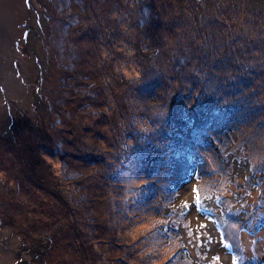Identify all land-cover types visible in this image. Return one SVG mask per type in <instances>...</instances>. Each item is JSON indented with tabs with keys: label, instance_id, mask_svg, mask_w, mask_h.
<instances>
[{
	"label": "rangeland",
	"instance_id": "374dc122",
	"mask_svg": "<svg viewBox=\"0 0 264 264\" xmlns=\"http://www.w3.org/2000/svg\"><path fill=\"white\" fill-rule=\"evenodd\" d=\"M146 1L92 0L108 18L101 23L100 54L91 52L90 32L83 46L72 30L76 16L66 12L64 0H49L47 24L37 0H25L10 32H0V90L10 117L8 127L0 130V264H264V133L250 129L252 123L264 125V41L259 39L264 14L248 33L235 27L231 12L238 11L227 0H148L153 24L141 35L134 13ZM6 17L7 12L0 20ZM47 26L51 52L45 47ZM137 35L142 44L136 43ZM69 39L79 40L88 57H100L92 79L79 80L68 71L63 81L66 55L80 50L68 52ZM49 55L41 91L57 103V113L48 125L41 119L44 127L36 129L41 121L33 94ZM152 56L156 78L150 80L146 67ZM27 59L33 60L35 73L26 78ZM227 60L234 61L232 68ZM12 62L24 92L31 91L30 107L20 98L23 90L15 92L12 83L6 88L7 74L2 73ZM82 66L89 74L90 63ZM124 76L130 82L123 83ZM54 92L68 93L66 101ZM235 104L245 108L241 115H233ZM214 112L226 114L216 118L232 128H242L236 126L242 118L246 123L240 133L247 128L256 135L258 149H252L249 164L254 172H233L239 168H226L227 160L218 165L221 152L194 143L202 135L194 125ZM127 116L134 124L126 122ZM190 152L202 158L197 170L206 162L214 173L201 179L195 171L172 190ZM197 196L201 211H190ZM45 236V262L32 247L22 250L38 240L44 247ZM181 250L185 262L179 259ZM193 256L197 261L190 260Z\"/></svg>",
	"mask_w": 264,
	"mask_h": 264
},
{
	"label": "trees",
	"instance_id": "16d2710c",
	"mask_svg": "<svg viewBox=\"0 0 264 264\" xmlns=\"http://www.w3.org/2000/svg\"><path fill=\"white\" fill-rule=\"evenodd\" d=\"M64 1L68 5L66 7V12L70 11L71 13H69V14H73V18H75V16H76L75 21L77 24L72 29L74 31V33H76L77 35L82 37V41L85 42V44L83 46H86L88 39H89V32H90L91 52L93 53L95 51L96 54H100L101 46L99 45V41H100V43H102L104 41L103 40L104 39L103 38L104 25L102 26L101 23H104V20L108 19L105 11L101 12L99 6H98V8H94L93 5H96V4H93L92 0H86V3L84 2V4H82V0H76V1H73V4H71V5L69 4L68 1H66V0H64ZM48 2H49V0H37L38 8L39 9L43 8V13L46 14V24L49 23V20L51 19V17L48 16L47 15L48 13L46 12V6H48ZM226 2H227V4H230L229 8H234L233 9L234 11H238V12H231L234 16L233 22H235L234 23L235 27H237V24L243 26V31H246L249 33L251 28L253 29L255 24L257 25L259 23L258 20L261 17H263L264 12H258L257 9H263L264 8V0H227ZM137 3L140 4L139 2H137ZM77 6L80 8V10L78 9V12H76V10L78 8ZM86 7L88 9V12L86 10L85 16H84L85 20H84L82 18V14L85 11ZM150 7H151L150 3L147 0L145 4H142L140 7L135 9V10H137L134 13L135 14V20L137 19V21H135L136 31L139 34L142 32L141 35H144L147 32H149V30L146 29L145 27H147L150 23H152V13H151ZM210 7L213 8L214 6L211 5ZM81 8H83V11L81 10ZM236 8H237V10H235ZM207 9H209V7L203 8L201 10V12H204ZM36 13L38 15L39 10H37ZM246 13H247V15H246ZM78 14H80L79 18H78ZM122 16L125 19H127L125 14H123ZM137 16H138V18H137ZM249 18L253 19L252 22ZM97 22H99L100 25L98 24V26H97L96 25ZM151 26H153V25H151ZM260 26L263 27V29H264V25H260ZM160 27H162V24H161V26L159 25L154 29L157 30ZM47 28H48V26H47ZM93 30L102 31L103 33L98 35V34H95V32ZM109 32H110V30H108V33ZM83 33H85L87 35V39L85 37H83ZM231 33H230V35H231ZM107 36H108V34L105 37H107ZM51 37H52V32L48 28V31L45 33L44 38H45V42H46L45 47L48 48V50L50 52L52 50V48L50 47V43H49V40L51 39ZM240 37H242V36H238V38H240ZM259 39L264 41V37L262 35H259ZM37 40H38V37L35 36L33 43L36 44ZM69 41L71 42V45H67V46H70V47H68L67 51L68 52L75 51V54H76L77 48L82 47V46H79L77 44V42H79V40H76V44H74V42H72V40H70V39H69ZM136 43L142 44V37L140 35H137ZM41 45H42V42H41ZM238 47L241 48V45H238ZM137 48H138V52L141 53L142 50H141L139 45H137ZM203 54H204V51H201V55H203ZM66 56L68 58V65L65 67V69L63 71V77H62L63 81H64V79L65 80L67 79L64 76L68 71L70 73L76 72L77 75H75V77L78 78L79 80L80 79L90 80L93 78V72H95L96 69L98 68V65L96 64L98 61V58H100L98 55H93V56L89 55V57H88L85 54L84 50L82 48H80V50L78 51V55H66ZM139 56H141V55H139ZM141 57H143V56H141ZM43 58H44V55H41L40 58L38 57V60L41 61V59H43ZM47 58H48V60H46V62H44L43 70H41L39 75H38V81H39L38 91L35 92L33 95V107L35 108L36 113L38 115V118L41 121V124H38V125L36 124V126H35L36 129H40V128L44 127V124H43L41 119H43V121L47 120V125H48L50 122H53L55 120L54 119L55 113H57V107H56L57 103L53 102L52 97L47 96L45 93H43L41 91L42 82L47 78V73H48L49 68H50L49 60L52 59V55L47 56ZM153 60H154V56H152V58L149 59V61H148L149 64L146 67L149 69L148 78L150 80H153L154 78H156L154 75L155 73L153 72V63H152ZM227 62H228V64H227L228 67L232 68V64H234V61L230 62L229 60H227ZM45 63H46V65H45ZM86 63H90V66H89L90 73L89 74L87 73V75L84 74V70H83V66H82ZM197 63H199V62H197ZM205 66L209 67V59L207 60ZM198 67H197L198 72H195V74L200 75L201 74L200 64ZM195 78L198 82L201 81V79H199V77L195 76ZM56 79H57V77L53 79V82ZM116 81H117V78H116ZM122 82L128 83V82H130V80L124 76V78L122 79ZM65 84L67 86L63 85L64 88L67 87L66 89L69 90L67 82ZM135 88H139L138 89L139 94L143 91L142 87H135ZM126 92H127V94H130L128 91H126ZM54 93L61 94L62 100L66 101L65 97L67 96L68 93H66V92H62V93L61 92H54ZM254 95H255V93H254ZM178 97L179 96H177V94H176L175 98H178ZM193 97H195V96H193ZM196 98H198V96H196ZM161 106H162L163 110H166L167 107H169L166 102H162ZM181 108L182 107H179L178 109H181ZM232 108L234 110V113H235V111H237V112H239L240 115L243 113V110L245 111V108L242 105H236L235 104ZM169 111H172V109L169 108ZM234 113H233V115H239V114H236V113L234 114ZM218 115H220V114H218ZM218 115H216L215 112H214V114L209 113L208 115L204 116L200 122H198L194 125V127H193L194 130L202 131V135L198 138L199 142L194 141V143H196L197 145H201L207 152L213 151L216 154L221 152L218 154L220 156L219 157L220 161L217 160L218 165L223 164L222 162H224V160L225 161L227 160L228 163L225 164L226 168H230L231 165L237 166L239 168V169H234L233 172L242 173V171H247V170L254 172L253 167H250L249 164H251L252 161L254 160L252 158V155H251V152L253 151L252 149H254V151H256L255 149H258L256 135L250 134L248 131H246L245 129H247V128H245L244 131L242 133H240V131L244 128V124L246 123V122H243L242 118H240L239 122L236 124L237 127H242V128H232L228 125H223V124L219 123L220 122L219 120L221 119V117L223 115H226V114H221L219 120L216 118ZM230 116L231 115L229 114V117ZM131 120H134V119L131 118ZM131 120L128 116L126 117L127 123H133V121H131ZM251 125H255L253 128L251 127L250 129L252 131H256L255 132L256 134L264 133V125H259L257 122L252 123ZM18 126H20V123L18 124ZM259 127H260V129L258 130ZM245 132H247L248 134L245 135ZM129 135L130 134H128V137H129ZM239 140H244V143L243 144H241V143L237 144V142ZM248 141L251 142L250 145H249ZM235 146H238V148H237L238 153H236ZM208 150H210V151H208ZM125 157H127V159H131L130 154L126 155ZM127 159L125 158V161H127ZM201 161H202V158L200 156H197L194 152H190L187 156V159L184 161L185 167L183 168L182 171H180L178 173V175H179L178 180L175 181L174 184L171 183L172 185H170L169 188H171L173 190V189H176L177 187L181 186L183 183H185L186 181H188L192 177V175L195 171L197 172L196 176L200 177L201 179H202V177H205V176H212L214 172H211L212 169H210L209 166L207 168L206 162L202 165V170H197L200 167V165L202 164ZM221 170H223V169H221ZM216 171H217V169H216ZM222 172H219V173H222ZM232 173H231V179H232V176L235 175ZM216 177H220V176L217 175ZM216 186H217V184L214 186V188H216ZM182 210H184L183 207H182ZM199 211H201V209H199ZM221 214H222V212H221ZM171 228H172V232L176 231L175 229H173V226H171ZM164 231H167V227H165L163 229L162 235H164ZM222 238H223L224 242L226 243L227 241L224 239V237H222ZM45 240H46V245H43L44 247H42L40 240H38V241H36V243L32 242V244L21 246V247H23L22 250H26V251L30 252V247H32L34 249L36 257L40 254L44 258L45 252L47 251L46 247L49 244V240H48L47 236H45ZM44 248H46V250H44ZM181 254H183L182 250L180 251V253H178V256H180L179 259H181L183 262H185L184 257ZM202 254L204 255V259H206L207 258L206 253L202 251ZM45 260H46V258H44L43 262H45ZM190 260H196V259L193 256L192 259H190ZM173 261H174V259H172V256H171L170 263H172ZM235 264H237V263H235Z\"/></svg>",
	"mask_w": 264,
	"mask_h": 264
},
{
	"label": "bare ground",
	"instance_id": "6f19581e",
	"mask_svg": "<svg viewBox=\"0 0 264 264\" xmlns=\"http://www.w3.org/2000/svg\"><path fill=\"white\" fill-rule=\"evenodd\" d=\"M3 3H0V15L4 14L6 15L7 12V17L4 20H0V32H2L3 34H6L10 32V24L12 22L16 21V11H18L19 9L22 10V8L25 7V0H2ZM4 1L6 2V4H4ZM7 4H9L7 11H6V7ZM11 8H13V13L11 11ZM3 9H5V11H2ZM15 32H18L17 28L15 27ZM16 58H22L21 55H15ZM16 67V65H15ZM14 67L13 62L9 64V70L8 71H3V74H7L6 79L7 81H5V85L6 88H9V84L12 83L14 84L12 86V89H16V91L21 90L20 92H22L23 90V84L22 81L20 79L17 78L16 76V69ZM35 73V67H34V63L32 59H27V62L25 64V74H26V78L27 76L30 75H34ZM24 92V90H23ZM7 95L9 97H13V92L11 91H7ZM3 93L0 90V130L3 128H7L8 127V123L10 121V117L8 114V110H7V106L5 104V100H3ZM20 98H22L24 104H26L27 106L30 107L31 104V91L29 89V92L27 90V88H25V92L24 95H20Z\"/></svg>",
	"mask_w": 264,
	"mask_h": 264
},
{
	"label": "snow or ice",
	"instance_id": "6c2138e0",
	"mask_svg": "<svg viewBox=\"0 0 264 264\" xmlns=\"http://www.w3.org/2000/svg\"><path fill=\"white\" fill-rule=\"evenodd\" d=\"M199 206H200V198L197 196L196 197V203H195V205L191 206L190 211L191 210L199 211ZM185 207L189 208L188 205H185Z\"/></svg>",
	"mask_w": 264,
	"mask_h": 264
}]
</instances>
